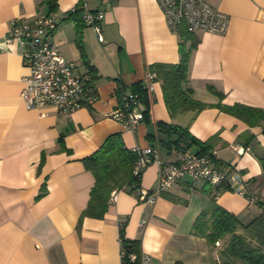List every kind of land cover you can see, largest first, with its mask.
<instances>
[{
	"label": "crops",
	"instance_id": "1",
	"mask_svg": "<svg viewBox=\"0 0 264 264\" xmlns=\"http://www.w3.org/2000/svg\"><path fill=\"white\" fill-rule=\"evenodd\" d=\"M79 1L56 0L53 9L43 0H0V264H119L123 239L137 240L153 264H213L214 248L191 231L210 200L201 189L203 180L184 175L154 204L125 186L113 203L90 205L94 175L84 158L108 135L119 133L126 148L155 145L161 160L171 162L180 150L164 146L166 135L157 122L174 123L202 141L213 137L211 148L221 166L239 170L248 192L264 201L258 158L264 152V130L216 105L264 107V0H205L228 16L224 33L199 31L187 40L196 41L188 66L193 96L210 105L172 115L156 78L149 119L133 131L109 115L118 104L117 88L123 84L130 92L133 84L145 83L153 64L180 60L181 36L169 29L156 0H109L108 7L86 0L89 9L103 10L102 42L76 15L48 35L86 81L89 68L95 69L92 87L98 98L93 105L63 112L50 105L28 108L21 99L29 73L27 47L7 40L10 20L60 14ZM235 142L250 150L237 153ZM158 176L159 165L149 162L141 186L152 189ZM216 201L245 221L261 211L230 189Z\"/></svg>",
	"mask_w": 264,
	"mask_h": 264
},
{
	"label": "built area",
	"instance_id": "2",
	"mask_svg": "<svg viewBox=\"0 0 264 264\" xmlns=\"http://www.w3.org/2000/svg\"><path fill=\"white\" fill-rule=\"evenodd\" d=\"M101 1L105 7L109 6V0ZM156 1L163 11L169 29L174 33L183 29L192 34L199 31L222 34L227 29L228 16L205 0ZM77 8L82 10L84 23L92 27L97 40L102 42L103 10L89 9L86 0L79 1L76 6L73 5L60 14L53 12L32 20L18 18L10 20L7 40L17 41L27 47L24 55L29 73L24 77V86L20 92L26 107L50 105L59 111L69 112L81 106H91L97 100L95 88L89 86L83 76L74 72L76 63L67 60L60 52L58 44L48 39V35L58 23ZM155 77V72H146L145 82L149 92L153 90ZM119 92L118 104L109 115L122 123L126 129L133 131L138 123L144 120L145 106L135 94L122 88ZM233 147L240 154L250 150V146L236 142ZM132 149L137 154L133 169L135 175H142L145 166L151 161L159 165L156 185L152 189L140 185L134 190L135 196L148 204H154L162 191L167 190L184 175L206 181L211 185L227 184L230 190L244 196L249 204L260 201L258 195L248 192L247 180L239 170L234 166H219V157L215 149L203 152L180 151L171 162L161 160L158 147L134 145ZM117 192L116 190L111 192L109 203L115 201ZM119 257V264H153L150 255L143 252L139 246L137 250H128L121 243Z\"/></svg>",
	"mask_w": 264,
	"mask_h": 264
},
{
	"label": "trees",
	"instance_id": "3",
	"mask_svg": "<svg viewBox=\"0 0 264 264\" xmlns=\"http://www.w3.org/2000/svg\"><path fill=\"white\" fill-rule=\"evenodd\" d=\"M43 1L53 9L56 6V0ZM77 4L78 2L74 6ZM73 15L83 21L81 9L77 8L67 18ZM179 34L181 36L180 60L177 63H155L147 69V71L156 73L154 79L161 80L165 104L172 115L189 110L197 113L210 105L195 98L193 88L189 84V57L196 41L192 40L187 44L192 33H188L186 30L181 29ZM88 73L90 77L87 83L92 87L96 71L90 67ZM121 88L127 90L121 84L116 90L117 98ZM129 90L145 104L144 119L148 120L152 97L146 82H137ZM216 105L221 110L238 117L248 126L261 125L264 130V107L242 103L231 105L217 103ZM157 127L166 135L164 146L167 148L175 147L177 150L185 151L189 150V147H198L196 151L189 150L191 152L213 149L211 148L213 137L202 141L191 134L186 127L174 123L158 121ZM151 146L156 147L155 145ZM258 158L262 172H264V152ZM136 161L137 154L132 148L124 146L119 133L108 135L96 151L84 158L85 167L94 175V184L90 189V205L105 200L109 202L111 192L118 191L125 186L134 192L135 188L141 185V175L133 173ZM218 164L221 166L219 161ZM201 189L210 197V200L195 218L191 231L204 237L208 245L214 249L222 243V246L217 248L213 264H264V201L257 203L261 207V211L245 221L220 206L216 201V197L221 191L229 189L227 184L211 185L203 181ZM123 245L128 250H137L138 248L137 240L134 239H123Z\"/></svg>",
	"mask_w": 264,
	"mask_h": 264
},
{
	"label": "rangeland",
	"instance_id": "4",
	"mask_svg": "<svg viewBox=\"0 0 264 264\" xmlns=\"http://www.w3.org/2000/svg\"><path fill=\"white\" fill-rule=\"evenodd\" d=\"M221 246H222V243H221L217 248H219V247H221ZM217 248L214 249L216 253H217Z\"/></svg>",
	"mask_w": 264,
	"mask_h": 264
}]
</instances>
